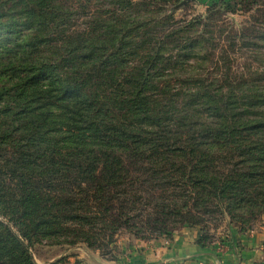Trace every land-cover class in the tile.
Instances as JSON below:
<instances>
[{
  "label": "trees",
  "instance_id": "1",
  "mask_svg": "<svg viewBox=\"0 0 264 264\" xmlns=\"http://www.w3.org/2000/svg\"><path fill=\"white\" fill-rule=\"evenodd\" d=\"M227 1L0 0V264L39 241L116 261L123 230L206 249L208 218L264 215V68L229 60L264 58V10L237 33L222 16L257 0Z\"/></svg>",
  "mask_w": 264,
  "mask_h": 264
},
{
  "label": "rangeland",
  "instance_id": "2",
  "mask_svg": "<svg viewBox=\"0 0 264 264\" xmlns=\"http://www.w3.org/2000/svg\"><path fill=\"white\" fill-rule=\"evenodd\" d=\"M213 1L216 0H195L189 2L180 7L181 9L176 12L175 18L190 19L193 16L202 14ZM243 8L240 5L237 7L232 6L230 11L222 16L229 26L233 24V28L237 33L241 32L239 29L244 25L252 26L254 24V28H259V25L254 23V20L259 17L261 18V15H263L258 10H264V0H257L247 10L244 8V10L238 12L239 9ZM229 60L231 61L233 71L242 72L247 77L253 76L254 72L258 71V69L264 68V58L254 49L240 48L231 51L229 53ZM205 225L212 242L211 247L207 249H212L218 255L226 251V247L230 241L229 231L232 230L234 234L237 233L236 235L239 236L238 247L243 253L244 264H252L249 257L251 251L264 256V215L257 217L252 222L250 230L246 232H238V228L231 223L227 215H217L212 219L208 218ZM192 236L196 239L198 238L197 229L190 230L177 227L173 231L171 240L157 235L148 236L147 239H135L129 232L120 231L117 235L116 243L111 246L112 255H116L119 261L118 259L116 261H109L110 256H103L98 250L90 249L82 243L69 246L67 244H55L51 241H39L31 246L30 253L37 264H50L62 258L66 259V262H69V264H75L77 260L85 264H138L141 261L135 258H137V255L140 257L141 252L144 250L146 262L153 264L166 257L187 251L188 249L183 248L179 241L183 243L191 242L192 238H194ZM180 238H184V240H180ZM175 239L178 240V245L173 244L175 243L173 242ZM142 244L145 246L138 247Z\"/></svg>",
  "mask_w": 264,
  "mask_h": 264
},
{
  "label": "crops",
  "instance_id": "3",
  "mask_svg": "<svg viewBox=\"0 0 264 264\" xmlns=\"http://www.w3.org/2000/svg\"><path fill=\"white\" fill-rule=\"evenodd\" d=\"M236 234L237 233H235V235ZM195 235H196V233H195ZM192 237H194V236H192ZM235 239H236V247H238L239 246V241H240L239 240V236L236 235ZM180 240H184V238H180ZM195 240H196L195 237L192 238L191 242H188L189 244L188 243H183L182 241H179V242H181V246H183V248H187L188 249L187 251L181 252L179 254L172 255L170 257H166V258H164V259H162V260H160V261H158L156 263H153V264H212L211 261H209L206 258L189 257V255H192L194 253H197V252H200V251H207V250H210L214 254H216L218 256L219 260L222 262V264H234L235 260H234V257H233V251L230 248V241L228 243V246L226 247V251H224L221 255H218L212 249H207V248L206 249H201V248H199L196 245ZM177 241L178 240L175 239L173 241L175 243H173V244L176 245ZM144 246L145 245L142 244L141 246H138V247H144ZM185 246H187V247H185ZM237 251H238V255L240 257V259H239L240 261L238 263L239 264H244L245 260H244V257H243V253L241 252L239 247H238ZM249 257L251 259L252 264H264V256H261L259 253L255 252V251H251ZM183 258H185V259H183ZM135 259H137L138 261H141L138 264H149L145 260L144 250L141 252V256L138 257V255H137V258H135ZM171 260H179V261L166 262V261H171ZM142 261H145V262H142Z\"/></svg>",
  "mask_w": 264,
  "mask_h": 264
},
{
  "label": "water",
  "instance_id": "4",
  "mask_svg": "<svg viewBox=\"0 0 264 264\" xmlns=\"http://www.w3.org/2000/svg\"><path fill=\"white\" fill-rule=\"evenodd\" d=\"M195 0H182L176 7L175 9H179L180 7L184 6L185 4L192 2ZM230 234V248L233 251V257H234V264H239L238 262L240 261V257L238 255L237 247H236V239H235V234L233 233L232 230L229 231ZM188 257V256H187ZM189 257H200V258H206L209 261H211L212 264H222V262L219 260L218 256L214 254L212 251L207 250V251H200L197 253H194L192 255H189ZM186 258V257H185ZM183 258V259H185ZM181 260V259H180ZM174 261H179V260H171V261H166V262H174Z\"/></svg>",
  "mask_w": 264,
  "mask_h": 264
}]
</instances>
